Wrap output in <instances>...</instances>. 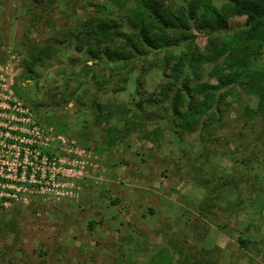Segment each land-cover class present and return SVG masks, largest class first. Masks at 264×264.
I'll return each instance as SVG.
<instances>
[{"label":"rangeland","instance_id":"374dc122","mask_svg":"<svg viewBox=\"0 0 264 264\" xmlns=\"http://www.w3.org/2000/svg\"><path fill=\"white\" fill-rule=\"evenodd\" d=\"M158 1L174 10L192 3ZM122 14L113 0H0V66L9 64L13 97L71 146L56 141L47 153L78 162L73 196L43 193L46 173L0 200V264H264V117L250 114L257 99L233 87L221 112L210 110L192 133L167 99L140 114L138 104L168 84L165 56L204 51L209 38L189 24L188 39L146 47L110 78L103 51L87 42L110 19L133 36ZM244 26L235 17L227 32ZM253 64L264 70V48ZM214 75L206 67L201 82L215 84ZM98 106L129 112L105 120Z\"/></svg>","mask_w":264,"mask_h":264},{"label":"trees","instance_id":"16d2710c","mask_svg":"<svg viewBox=\"0 0 264 264\" xmlns=\"http://www.w3.org/2000/svg\"><path fill=\"white\" fill-rule=\"evenodd\" d=\"M32 1L40 3L42 0ZM186 1L187 4L192 2L187 9L174 10L172 7L163 8L158 0H137L132 9L120 0H113L118 10L124 12L120 17L123 16L121 19L129 24L133 36L123 37L117 22L110 19L98 25L96 36L87 43L90 47L101 48L111 64L108 67L109 77L118 78L121 69L118 63L125 67L123 64H128L146 47L161 50L177 46L188 39L182 30L194 24L209 38L204 51L166 55L163 73L169 80L168 84L161 88L160 98L159 95L158 98L149 96L141 101L142 105L138 104L136 110L141 114L144 112L142 106L160 108L162 100L167 99L183 130L192 133L210 110L215 109L219 114L220 105L233 95L232 88L240 87L247 95L257 99L256 108L250 110V114L264 117V70L253 64L264 48V0H226L219 6H215L214 0ZM235 17L245 18V26L243 30L228 33V24ZM89 54L93 60H101L94 51ZM227 57L230 63L223 66L221 62ZM206 67L214 70L215 84L201 82ZM182 77L181 88H175ZM191 81L194 87H191ZM173 89L175 94L169 100ZM121 108L114 114L109 108L98 106V118L119 119L129 112ZM125 123L134 126L133 121ZM240 243L243 244L241 240Z\"/></svg>","mask_w":264,"mask_h":264},{"label":"built area","instance_id":"2783aa9c","mask_svg":"<svg viewBox=\"0 0 264 264\" xmlns=\"http://www.w3.org/2000/svg\"><path fill=\"white\" fill-rule=\"evenodd\" d=\"M11 79L9 64L0 66V200L10 201L16 194L28 191L24 185L30 187L37 177L44 179L46 173L51 177L49 187H41L43 193L46 190L48 194L73 196L78 180L77 173H73L74 164L78 162L47 153L56 141L62 145L66 141L48 134L30 109L14 99ZM64 147L71 148L67 144ZM7 203L4 201L2 205Z\"/></svg>","mask_w":264,"mask_h":264}]
</instances>
